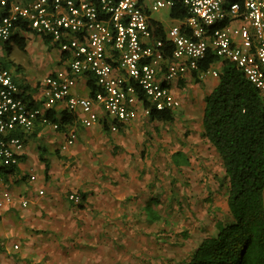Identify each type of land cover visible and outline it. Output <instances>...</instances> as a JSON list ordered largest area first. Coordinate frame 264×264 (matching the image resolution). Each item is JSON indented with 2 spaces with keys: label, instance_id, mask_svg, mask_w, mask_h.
<instances>
[{
  "label": "built area",
  "instance_id": "obj_1",
  "mask_svg": "<svg viewBox=\"0 0 264 264\" xmlns=\"http://www.w3.org/2000/svg\"><path fill=\"white\" fill-rule=\"evenodd\" d=\"M176 4L183 17L157 36L153 14ZM28 34L59 51V68L45 75L34 100L0 62V207L30 203L12 194L4 175L19 165L38 125L63 132L59 149L66 151L77 140L75 123L90 128L105 118L117 132L119 125L149 118L151 109L175 111L182 100L172 88L184 75L218 77L211 66L199 69L209 52L235 64L264 106V0H0V45H18ZM63 110L73 122L61 130L49 113L60 119ZM28 179H37L32 170ZM68 199L81 201L77 192Z\"/></svg>",
  "mask_w": 264,
  "mask_h": 264
},
{
  "label": "crops",
  "instance_id": "obj_2",
  "mask_svg": "<svg viewBox=\"0 0 264 264\" xmlns=\"http://www.w3.org/2000/svg\"><path fill=\"white\" fill-rule=\"evenodd\" d=\"M166 11L170 20L169 24H165L164 21L157 18L155 13L152 16L157 36H159L158 28L160 26L164 36L167 28L180 20L181 14L180 17H173L172 10ZM36 37L48 44L46 39L44 40L40 36ZM24 41L26 48L27 42L25 39ZM7 52L9 53V50ZM222 64L223 62L218 60L210 66L219 73ZM215 65L217 69L213 68ZM209 76L211 75L200 78L197 73L186 74L174 84L172 90L178 97L181 96L182 108L186 115L185 120L179 121L174 112L171 121L177 124L175 127L171 123L174 142L168 141L167 138L152 139L149 147L151 158L143 157V147L141 152H135V157L124 159V162L121 160L125 158V154H121L115 160L117 170L111 168L107 172L99 167V173H97L94 163L100 161V157L89 159L85 156L87 149L76 143L66 151L60 150L59 147L64 138L63 132L51 131L49 137H45L42 141L43 145H35L32 140L43 132L41 131L42 126L38 125L36 131L28 135L20 163L11 172L8 182H6L16 198L25 196L30 200V203L27 207H21L16 201L11 206L0 207V264H143L136 262V258L146 259L149 264H169L167 259L174 253L171 243L174 241L167 237L158 238L159 230L167 225L164 220L160 226L159 221L162 217L158 216L157 197L153 196L159 194L152 192L150 187L153 184L155 187H163L165 179L170 184L175 170L184 171L185 167V169L190 167L196 169L201 176L213 165L219 164L220 174H223L224 177V169L217 151L206 138L201 137L204 97L218 83V77ZM181 85H183V89L180 88ZM21 86L31 94L34 100L38 98L39 93L34 90L39 84L31 86L28 82H23ZM77 92L86 95L88 91L79 88ZM195 110L200 113V121L196 127L193 126L194 122L192 121ZM149 119L150 117L139 118L122 126L117 132H109V130L108 132L112 135L111 140L124 142L128 137L131 138L139 132L142 133L141 130L147 127L144 124ZM152 121L156 126L151 131H159L158 123H162L166 127L163 124L166 122ZM73 127L77 134L76 142L81 140L86 144H93L97 137L95 135L99 134L96 132L98 128L104 132L100 124L84 128L75 123ZM118 132L120 133L114 136ZM34 133L36 134L34 135ZM138 136L140 137V134ZM100 138L108 140V135L105 134ZM140 138L141 144L148 145L147 142H144L143 137ZM48 145L52 147L55 155L50 159L49 164L46 163L43 166L44 183L41 182L34 188L28 183V173L26 172L30 171L26 170L24 163L30 155L34 164L45 163L47 156L43 151L47 149ZM164 147L171 148V150H168V153L164 152ZM176 151L187 155L188 166L177 167L174 165L171 157ZM161 157L166 158L168 167L164 171L165 175L162 177L160 185L159 173L161 172L157 173L156 171ZM107 159L111 162L108 157ZM80 162H83L82 167ZM88 162L91 165H86ZM32 169L31 167L29 170ZM212 171L215 173L214 169ZM22 175L26 177L25 180H20ZM39 189L44 191L42 195L38 194ZM168 189L170 191V187ZM224 189L227 192V183ZM70 192L85 194L81 208L68 199ZM165 195L164 189L161 196ZM148 211H152L154 214L150 216ZM155 215L159 218L154 219ZM167 230L169 231L168 227ZM205 237L207 236L203 238ZM203 238L195 237L183 240V242L189 241L187 244H190V248H187L183 253V261ZM193 240L195 242L190 243ZM15 245H17L16 248Z\"/></svg>",
  "mask_w": 264,
  "mask_h": 264
},
{
  "label": "trees",
  "instance_id": "obj_3",
  "mask_svg": "<svg viewBox=\"0 0 264 264\" xmlns=\"http://www.w3.org/2000/svg\"><path fill=\"white\" fill-rule=\"evenodd\" d=\"M182 11L180 5L176 4L171 15L180 17L181 14L183 17ZM158 34L163 36L161 26L158 28ZM17 43L19 48L24 50L25 41L17 40ZM218 60L219 58L209 52L199 62V69L207 70ZM87 86L91 93L94 89L93 78H89ZM204 102L201 136L209 141L220 157L227 183L226 205L231 220L224 224L218 223L217 233L203 238L182 264H264L262 99L257 89L247 81L235 64L223 61L218 73V83L205 95ZM31 104L33 105V102ZM56 113L50 112L49 117L51 121L59 123L61 130L73 122V116L66 111L60 112V119L55 117ZM149 117L152 120L171 122L174 111L151 109ZM101 122L102 130L108 132L109 122L105 119ZM121 128L119 125V129ZM171 158L177 167L189 165V158L181 151L174 152ZM15 168L16 166L12 167L10 172H5V182H8ZM25 179L22 175L20 180ZM78 194L81 201L77 205L81 208L85 194ZM148 214L152 216L154 213L148 211Z\"/></svg>",
  "mask_w": 264,
  "mask_h": 264
},
{
  "label": "rangeland",
  "instance_id": "obj_4",
  "mask_svg": "<svg viewBox=\"0 0 264 264\" xmlns=\"http://www.w3.org/2000/svg\"><path fill=\"white\" fill-rule=\"evenodd\" d=\"M155 16L164 21L165 24L170 23L168 12L164 9L155 12ZM25 37L27 45L24 50H21L14 41L8 43L6 47L1 44L0 62L10 70L20 85L23 84V82H28L31 86H34V84H39L36 90H34L36 93H39L42 88L41 82L43 81L45 75L59 68V51L50 47L49 44L43 43L39 37L30 34ZM8 47H10L9 53L7 52ZM213 68L217 69V66L215 65ZM182 87L183 85L180 86L181 89H183ZM184 87L186 86L184 85ZM193 114V126L196 127L200 121V113L198 110H195ZM175 115L179 121L185 120L186 115L184 114L182 104L175 110ZM171 123L173 122L166 121V123H163L168 128L164 127L162 123H158L159 131L156 132L154 130L151 131L152 128L156 126V124L152 121V119H149V121L144 124L145 126L147 125V127H144L143 130H141L143 131L142 133L139 132L137 135H133L131 138L128 137L126 139L127 141L124 142H120V140L115 139L111 140L112 135L109 133L110 131L103 132L98 128L96 132L99 134L95 135L97 137L93 144H86L81 140H78L76 144L80 147L84 146V149H87L85 150V156L89 159H92V157L96 156L100 157V161H95L96 164L94 163L97 173H99V167L100 169L108 172L111 170V168H113V170H117V166H115V160L118 159L121 154H125V158H122L121 160V162H124V159H131V157H135V152H141L142 147L143 157L151 158L149 147L151 144L150 142L154 138L160 140L167 138L168 141L172 140L174 142L171 133ZM173 126L177 127V124L173 123ZM41 131H43L41 132V135L32 140V142L38 146L43 145L42 141L45 139V137H49L51 131L56 132L52 124L42 126ZM119 133L120 132L115 133L114 136ZM105 134L108 135V140H101L100 136H104ZM139 134L140 137H143L144 142L148 143V145L141 144V138L138 136ZM51 138H53V136H51ZM114 146L115 148H113ZM46 147L47 149L43 151V153H46L47 156L45 163L42 162L34 164L31 155L24 163L26 170L30 171L29 169L32 167V172L37 176V180L35 182L28 181L29 185L34 186V188L39 183H44L43 166L46 163L49 164L50 159L54 158L55 155L50 145ZM163 150H165L164 152L168 153V150H171V148L164 147ZM137 155L139 156V154ZM107 157L112 163L109 162ZM89 162L86 165H91ZM82 163L83 162H80L81 167ZM218 166L219 164L213 165L210 170L201 176L200 172L192 167L187 169H185V167L183 169L184 171L175 170L174 174H172L174 177L172 176L170 184H168L166 182L167 180L165 179L163 187H155V184L150 187L152 192H158L159 194H154L153 196L157 197L156 205L159 209V216L162 217V219L159 221L160 226L164 220L166 222L165 225H167L165 228L159 230L158 238L167 237L169 240L171 239L174 241L171 242L174 253L167 259L169 260V264H181L183 262V253L187 248H190V244H187L189 241L183 242L184 239L214 236L218 230V223L224 224L231 220L226 205L227 192L224 189L226 187V181L223 177V174H220ZM157 167L158 170L156 172H161L159 173V184L161 185L162 177L165 175L164 171H166L168 167L166 158L161 157L160 164H158ZM212 169L215 170V173L212 171ZM169 187L170 191L168 189ZM164 189L166 195L162 197L161 193ZM167 227L169 228V231L167 230ZM194 242V240L190 241V243ZM135 261L142 262L143 264H149L146 259L139 260L136 258Z\"/></svg>",
  "mask_w": 264,
  "mask_h": 264
},
{
  "label": "clouds",
  "instance_id": "obj_5",
  "mask_svg": "<svg viewBox=\"0 0 264 264\" xmlns=\"http://www.w3.org/2000/svg\"><path fill=\"white\" fill-rule=\"evenodd\" d=\"M175 112V111H174Z\"/></svg>",
  "mask_w": 264,
  "mask_h": 264
}]
</instances>
